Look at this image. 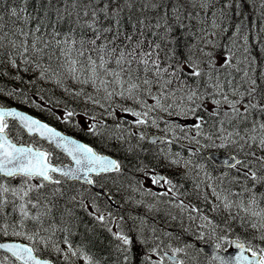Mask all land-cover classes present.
<instances>
[{
	"label": "snow or ice",
	"instance_id": "1",
	"mask_svg": "<svg viewBox=\"0 0 264 264\" xmlns=\"http://www.w3.org/2000/svg\"><path fill=\"white\" fill-rule=\"evenodd\" d=\"M240 4L224 0L219 22L212 12L194 30L213 0H0V76L31 90L0 96L129 153L154 151L192 183L139 166L163 191L127 188L152 197L134 203L163 212L167 227L126 219L99 203L126 187L119 159L0 103V264H264V62L252 53L264 50V26L258 44L243 20L230 31L226 10L242 15ZM260 9L264 20V0ZM44 84L64 99L46 100ZM211 150L226 156L222 167ZM81 227L96 239L74 243ZM105 243L107 256L91 250Z\"/></svg>",
	"mask_w": 264,
	"mask_h": 264
},
{
	"label": "trees",
	"instance_id": "2",
	"mask_svg": "<svg viewBox=\"0 0 264 264\" xmlns=\"http://www.w3.org/2000/svg\"><path fill=\"white\" fill-rule=\"evenodd\" d=\"M223 2H224V0H219V2H217V0H213V3H214L215 6L211 9V11L208 12L207 14L201 13V16L203 17L205 22L204 23H200V24H196L194 30L199 29L201 27L206 28V29L209 28L210 24H211V21H212V18H213L212 17V12H216L217 22H219V12L217 10L221 7V3H223ZM10 3H12V0H9V4ZM260 4H261V0H241L240 6L238 8H236V13H242V15H237V14H234L231 10H226L228 12V17L229 18L225 21V26H229L230 27L231 25L236 24V23H240V21L243 20L246 25L250 24L251 31L254 32V33L252 32V34H251V32L249 33L250 36L252 35L251 36L252 37L251 43L252 44H258V41L256 39L257 33H258V25L259 26H263L262 24H264V20H260L259 19L260 12H261ZM197 11H198V9H197ZM256 21H258V22H256ZM193 23H195V22H193ZM254 29H256V33H255ZM231 30L232 29L230 27V31ZM224 35L226 36L227 34H224ZM254 36H256V37H254ZM263 41H264V34H261V42H263ZM221 42L222 43L226 42V39H222ZM252 53H253V55H257L258 54L260 60L262 62H264V50H261L259 47H255V48L252 49ZM44 85H43V87L48 90L47 96L45 97L46 100L49 97H51L53 100H55V99H64L61 90L54 88L51 84H44ZM0 87H3L5 89V91H8L12 87H25V86L20 84V82L13 80L11 76H0ZM25 90L31 96V90L26 88V87H25ZM0 103H5L6 105H17V106H20V107H22L24 109H27V110L31 111L32 113H35L36 115H38V116L44 118L45 120L53 123L54 125L62 128L63 130H66V131H68L70 133H73L76 136H78L79 138L90 142L92 145H94L97 148V150L102 151V152H108V153H111V154L115 155L122 162L123 166H125L124 167V170H125L124 172L125 173H124L122 178H123V180L126 183V189L122 190L121 192H116L114 188H111V185L105 186L108 189L111 188L113 196H114V198L116 200V205L115 206H111L107 202V200L102 198V197H99V203L102 206H105V207H108V208H110V207L113 208V209L110 208V210H112L114 213L117 212L116 214H118V215L125 216L126 219L129 216L147 217V219H148L150 224L155 223L159 227H167L166 222H165L166 218H165L163 212H160V213H155V212L149 213L145 206H143V205L138 206V205H136L134 203L135 198L136 199H143L145 201V204L153 203L154 201H153L152 197L143 196L142 193H139V192H134V194H133V191H128L127 190L128 189L127 188V182L129 180H131L132 186H134V187H136L137 181L144 182L142 180V178H141L140 172L137 171V168L139 166H146L150 170H155L157 172L164 173L165 176H168L169 178H172L174 181H178L179 183L184 184L185 185V190H190L192 188L191 181L190 180L189 181H185L184 177L182 175H180V170L179 169H177L175 166H173V167L169 166L167 161H165V160L158 159L156 157L154 151H144V152H137V153H129V152H126L125 148L120 146V144L118 142H115V141H108V142L102 141L98 137H94V136L89 135L87 133L86 129H85V131H80L79 128L72 127V126H69V125H65V124L57 121L55 119V117L51 116L48 112L41 111V109L32 107L29 104H24V103H22L20 101H17L15 99H12V98L7 97V96H0ZM72 107H76V105L73 104ZM82 108H83V105L81 104V106L78 109V111L82 110ZM54 109L57 110L58 113H60L59 106H55ZM60 114H62V113H60ZM79 121H80V123H84V119H80ZM152 131H155V130H152ZM24 139L25 140L28 139L27 135L24 136ZM133 143H135V141H133ZM145 147L147 148L149 146L147 144H145ZM174 150L179 151L180 150L179 146H176L174 148ZM205 155H207V153H205ZM167 165H168V167H167ZM212 165H213L214 168H220V167L214 165L213 163H212ZM132 166H134V167H132ZM133 168H135V169H133ZM132 175H133V177H132ZM12 182L14 183L16 181L14 180ZM76 187L79 188L80 185H76ZM84 187L88 189V194L96 195L87 186H84ZM142 187H143V185H142ZM132 194L134 196H132ZM129 197H131L132 199L129 200ZM192 202L195 203L196 201L193 200ZM160 207L163 208V205H160ZM78 214H79V216L83 217L85 221H88V217L85 216L83 212H79ZM161 220H162V222H161ZM217 222H219V220ZM128 223H131V221L129 220ZM235 228H236V231L238 233L241 232V229H240V227L238 225H235ZM171 230L174 231L177 234L181 233L179 224L178 223L176 224L175 222L172 223ZM96 232H97V234L100 237L107 238V233L104 232L103 229L99 228L98 226L96 228ZM72 239H73L74 243H77V244H79L81 242H83L84 244H88L89 243V239L95 240L96 237L92 236L91 234H85L83 227H81L79 229V232L74 234ZM101 248L108 249V246L105 243L104 245L94 246V247H92L91 250L94 253L98 254V255H102L103 254L102 256H107V250L101 251ZM112 259H115L114 255H113ZM110 264H111V261H110Z\"/></svg>",
	"mask_w": 264,
	"mask_h": 264
},
{
	"label": "rangeland",
	"instance_id": "3",
	"mask_svg": "<svg viewBox=\"0 0 264 264\" xmlns=\"http://www.w3.org/2000/svg\"><path fill=\"white\" fill-rule=\"evenodd\" d=\"M29 105H31V104H29ZM32 106V105H31ZM32 107H34V106H32ZM55 110V109H54ZM77 119L78 120H80V119H84V117L83 116H80V117H77ZM116 142V141H115ZM167 167H168V165H167ZM173 167V166H172ZM140 174H141V178H142V180L144 181V182H142V185H143V188H145V189H148V188H151V189H153L154 191H157V192H159V191H162V189H160L159 187H157V186H154V185H152L151 184V181L149 180V179H146L145 178V176L143 175V173H141L140 172ZM133 177V176H132ZM18 181H16V182H12L13 184H15V183H17ZM159 188V189H158ZM135 200H139V199H136L135 198ZM134 200V201H135ZM194 203V202H193ZM78 264H82V262H78Z\"/></svg>",
	"mask_w": 264,
	"mask_h": 264
},
{
	"label": "water",
	"instance_id": "4",
	"mask_svg": "<svg viewBox=\"0 0 264 264\" xmlns=\"http://www.w3.org/2000/svg\"><path fill=\"white\" fill-rule=\"evenodd\" d=\"M211 155H214L215 159L213 160L216 164L221 165L220 161H222L223 159H226V156L221 155V153L216 152V151H212ZM114 158V157H113ZM210 158V157H209ZM98 194L101 193L102 189L101 187L95 186V188H93ZM104 193H107L108 191H106L105 189H103ZM105 196V195H104ZM111 203H114L113 200L110 201ZM229 254H231V251H229Z\"/></svg>",
	"mask_w": 264,
	"mask_h": 264
},
{
	"label": "bare ground",
	"instance_id": "5",
	"mask_svg": "<svg viewBox=\"0 0 264 264\" xmlns=\"http://www.w3.org/2000/svg\"><path fill=\"white\" fill-rule=\"evenodd\" d=\"M10 4H12V3H10ZM10 4H9V5H10ZM210 16H211V15H210ZM256 22H258V21H256ZM261 24H262V23H261ZM262 25L264 26V24H262ZM254 30H255V33H256V29H254ZM252 32H253V31H251V34H252ZM253 33H254V32H253ZM251 36H252V35H251ZM254 37H256V36H254ZM254 39H255V38H254ZM263 42H264V41H263ZM254 51H255V50H254ZM260 54H261V53H260ZM44 86H45V85H44ZM49 87H50V86H49ZM50 91H51V90H50ZM53 91H54V90H53ZM117 145H118V144H117ZM115 146H116V145H115ZM118 149H119V148H118ZM121 149H122V148H121ZM116 150H117V149H116ZM122 151H123V150H122ZM126 152H127V151H126ZM126 152H125V153H126ZM123 153H124V152H123ZM127 154H128V153H127ZM142 159H143V158H142ZM127 160H128V159H127ZM148 161H149V160H148ZM138 164H139V163H138ZM141 164H142V163H141ZM124 165H125V164H124ZM135 166H136V165H135ZM124 167H125V166H124ZM132 167H134V166H132ZM133 169H135V168H133ZM124 171H125V170H124ZM124 173H125V172H124ZM128 174H129V173H128ZM128 174H127V175H128ZM123 175H124V174H123ZM132 176H133V175H132ZM130 177H131V176H130ZM122 179H123V178H122ZM127 181H128V180H127ZM129 181H131V180H129ZM135 181H136V180H135ZM131 183H132V182H131ZM125 184H126V183H125ZM135 184H136V183H135ZM136 186H137V185H136ZM133 187H134V186H133ZM125 189H126V187H125ZM127 190L130 191L129 189H127ZM113 191H114V190H113ZM114 192H115V191H114ZM120 192H121V191H120ZM122 193H123V192H122ZM133 194H134V192H133ZM133 194H132V196H134ZM139 195H140V194H139ZM117 197H118V196H117ZM118 198H119V197H118ZM120 200H121V199H120ZM101 202H102V201H101ZM103 205H104V204H103ZM128 207H129V206H128ZM110 208H111V207H110ZM111 209H113V208H111ZM111 211H112V210H111ZM115 212H116V211H115ZM118 212H119V211H118ZM116 213H117V212H116ZM84 215H85V214H84ZM152 215H153V214H152ZM153 217H154V216H153ZM158 217H159V216H158ZM156 219H157V218H156ZM161 222H162V220H161ZM129 224H131V223H129ZM176 224H177V223H176ZM174 226H175V225H174ZM102 255H103V254H102Z\"/></svg>",
	"mask_w": 264,
	"mask_h": 264
}]
</instances>
